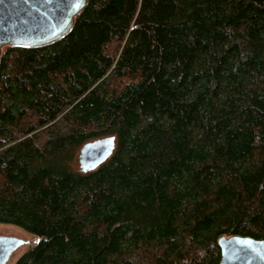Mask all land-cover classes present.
I'll return each instance as SVG.
<instances>
[{"label":"trees","instance_id":"trees-1","mask_svg":"<svg viewBox=\"0 0 264 264\" xmlns=\"http://www.w3.org/2000/svg\"><path fill=\"white\" fill-rule=\"evenodd\" d=\"M0 224L34 238L12 264H218L219 236L264 238V0H89L4 47Z\"/></svg>","mask_w":264,"mask_h":264},{"label":"water","instance_id":"water-1","mask_svg":"<svg viewBox=\"0 0 264 264\" xmlns=\"http://www.w3.org/2000/svg\"><path fill=\"white\" fill-rule=\"evenodd\" d=\"M89 0H0V58L6 46L40 47L66 36L76 15ZM116 147L115 135L83 143L78 153L83 172L96 169ZM28 240L0 235V264H7L11 254ZM218 264H264V238L245 235H221Z\"/></svg>","mask_w":264,"mask_h":264},{"label":"rangeland","instance_id":"rangeland-1","mask_svg":"<svg viewBox=\"0 0 264 264\" xmlns=\"http://www.w3.org/2000/svg\"><path fill=\"white\" fill-rule=\"evenodd\" d=\"M79 149L75 154V159H74V163H73L76 168H80L79 163H78ZM0 235L16 236V237H21L25 240H28L27 244H24L21 247L17 248L11 254L10 259L8 260L7 264H12L18 258V256L26 249V247L29 244H32V242L34 241V238L31 235L27 234L25 231L21 230L18 227L13 226V225L0 224Z\"/></svg>","mask_w":264,"mask_h":264}]
</instances>
